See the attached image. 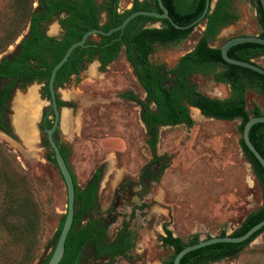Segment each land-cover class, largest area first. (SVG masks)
Returning a JSON list of instances; mask_svg holds the SVG:
<instances>
[{"label": "rangeland", "instance_id": "rangeland-1", "mask_svg": "<svg viewBox=\"0 0 264 264\" xmlns=\"http://www.w3.org/2000/svg\"><path fill=\"white\" fill-rule=\"evenodd\" d=\"M212 1L214 4L215 0ZM9 3L10 0H0V28L11 21ZM131 3L132 0H119L118 10L130 8ZM232 6L239 15L238 20L225 27L210 45L219 47L228 38L260 32L257 11L250 0H233ZM148 26L158 27L160 23L153 22ZM203 27L200 22L185 39L170 45L154 44V59L172 66L178 56L194 46ZM52 31L59 32L56 20L46 26L47 33ZM18 38L8 45L6 52L13 50ZM252 61L264 67V55ZM195 80L199 88L204 87L211 95L226 97L229 94L227 85L209 83V75ZM135 89L138 90L134 75L121 51L104 71L98 70L97 62L88 63L79 83L72 82L59 90L62 98L77 104L76 110L63 109L60 135L68 142L67 162L78 186L82 187L97 167H103L96 207L91 215L110 208L116 200L117 184L125 177L133 183L149 158L139 109L132 101L117 96L120 91L133 92ZM24 92L18 87L11 91L13 108L10 106L11 111L6 112L10 123L18 124L20 132L25 123L19 118L22 102L30 97V93L25 98L18 97V94L25 95ZM34 96L36 99V93ZM37 100L39 104L45 101L41 97ZM255 107L264 114V95L247 89L245 108L251 113ZM190 116L194 123L189 128L184 124L160 128L158 151L168 155V167L160 180L148 189L152 196L143 198L145 207L137 211L131 222L137 231L134 247L137 257L132 262L120 258L113 264H162L168 260L172 249L161 243L163 222H168L173 235L183 240L193 234L198 235V240L220 235L222 230L230 235L251 211L261 205L259 183L239 143V119L209 118L195 108L190 109ZM32 123L27 131L31 135L22 132L17 135L19 140L0 132V204L4 205L12 198L19 200L20 207L24 205L30 212V218L23 212L6 217L8 230L0 233V264H37L44 259L51 251L55 232L66 212L64 182L54 164L47 159L42 134L36 130L34 121ZM113 141L121 142V146L113 145ZM128 198L126 192L118 195L119 201L116 200L118 203L112 208L111 216L115 221L110 234L120 218L119 212L126 208L124 204ZM33 216L36 226L30 231L28 225ZM83 258L82 264H92L88 248ZM98 264L110 263L100 261ZM214 264H264V231L236 256Z\"/></svg>", "mask_w": 264, "mask_h": 264}, {"label": "trees", "instance_id": "trees-1", "mask_svg": "<svg viewBox=\"0 0 264 264\" xmlns=\"http://www.w3.org/2000/svg\"><path fill=\"white\" fill-rule=\"evenodd\" d=\"M36 1V6H33L34 0H10L11 21L0 28V53L4 52L8 45L20 35L23 36L14 52L3 57L0 61V128L10 135L12 134L2 114L6 109L5 102L9 98L10 91L18 80L22 79L23 84L26 83V80L28 82L33 80L44 81V88L48 95L47 82L52 66L60 60L67 47L79 40L84 32L94 28L106 31L118 25L129 13L135 10L160 11L157 0H132L131 8L122 12H118L116 9L119 0H101L99 2L97 0ZM162 1L167 7L171 19L179 25H188L196 20L201 15L206 2V0ZM250 1L256 8L257 19L261 27L257 36L264 37V13L259 0ZM232 5L233 0H215L213 7L208 10L202 20L183 29L176 28L165 18L137 15L122 30L114 31L109 35L97 34L95 39L88 36L85 41L86 45L77 46L57 70L54 87L67 82L70 79V73L78 74L85 67V63L91 61L95 56L100 61V69H105L106 65L114 60L119 51L123 49L126 60L132 63L136 69L142 85L149 93L148 98L154 101L157 108L156 111H144L142 117L147 125L145 142L153 155L152 160L144 166L143 171L145 174L151 173L154 179H158L167 167L169 157L166 154L161 157L157 156V125L160 123L193 125L187 107L181 103L182 96L204 115L222 120L239 119L240 133L244 123L251 115L263 114L258 107H255L251 113L246 110L245 92L247 89H253L264 95V75L225 62L220 56V47L210 45V42L216 39L220 29L238 20L239 15ZM103 11L107 13V16L101 20L100 13ZM59 12H63V16L59 18L62 32L58 36L45 35V25L50 22L52 15ZM156 21L160 22L159 27L146 25ZM200 22H203L204 28L193 49L181 56L177 66L170 70L176 75V78L174 79L175 84L168 90L162 85L163 78L158 76L160 71L151 69L148 54L153 50V45L156 42L172 44L185 39ZM227 54L232 58L252 61L253 58L264 55V44L238 43L229 47ZM182 71L184 75L193 71L204 74L212 72L216 81L228 83L231 91L224 99L204 96L195 92L194 87L188 84V80L181 77ZM128 97L135 98L132 95ZM57 102L58 104L61 103L59 100ZM142 106L146 108L147 104L142 103ZM249 138L264 158L263 122L255 123L250 127ZM239 143L259 183L262 203L245 217L238 228L230 233L232 236L243 234L252 225L264 218V169L244 145L241 137ZM60 150L64 158L67 159V150ZM47 159L55 164L52 151L48 152ZM100 173L101 168L98 167L83 187L77 185L75 176L72 174L75 211L64 242V252L58 264H78L86 244L94 248L97 257L103 256L106 252H111V254L123 253L126 248L132 246L131 237L124 231L119 233L111 244L103 245L106 226H104V221L97 216L81 223L96 204V190ZM20 205L19 200H12V198L6 200L4 205L0 204V233H5L8 230L6 217L9 214L19 215L23 212L25 217L30 218L29 209L24 205L20 207ZM64 218L65 213L62 215L55 232L52 249ZM28 226H30V231L32 227L35 228L34 216ZM162 227L165 235L161 237V241L164 245L172 248L171 255L164 264H172L177 252L184 246L198 241L197 234L183 240L181 237L172 234V231L167 228V223H163ZM262 231H264V226L241 242H216L191 250L181 257L179 264L216 263L236 256L245 245ZM28 232L29 229L27 228ZM18 234H21L20 231ZM219 234L224 236V230ZM51 253L52 250L38 264H47Z\"/></svg>", "mask_w": 264, "mask_h": 264}, {"label": "flooded vegetation", "instance_id": "flooded-vegetation-1", "mask_svg": "<svg viewBox=\"0 0 264 264\" xmlns=\"http://www.w3.org/2000/svg\"><path fill=\"white\" fill-rule=\"evenodd\" d=\"M99 2V1H98ZM119 2V1H118ZM36 4H37V1H36ZM33 5V6H36ZM131 6H132V3H131ZM131 8V7H130ZM117 11L118 12H122V11H119L118 10V3H117V7H116ZM129 9V8H128ZM63 16V12H59L55 15H52L51 16V21L53 20H56L57 22V25H58V28H59V32L58 33H55L53 31H55V29L53 28V31L52 33H47L46 32V26L48 24L45 25V30H44V33L45 35L47 36H58L61 32H62V28L59 24V18H61ZM103 16V19L106 18L107 16V13L105 11L101 12L100 13V18ZM101 19V20H103ZM158 22V21H156ZM153 23V22H152ZM160 23V22H159ZM148 24L150 23H147L146 25L148 26ZM233 24V23H231ZM230 25V24H229ZM228 26V25H227ZM225 26V27H227ZM150 27H155V26H150ZM159 27V26H158ZM223 27L222 29H220V31L218 32L217 36L221 33V31L225 28ZM204 28V27H203ZM85 33V32H84ZM96 35L97 34H93V35H89V36H92L93 39L96 38ZM87 39V38H86ZM227 40V39H226ZM86 41V40H85ZM196 43V42H195ZM154 44H159V45H170V44H162V43H159V42H156ZM86 44L84 43L83 46H85ZM195 45V44H194ZM212 46V45H211ZM194 47V46H193ZM193 47L187 51V52H184L183 54H181L180 56H178V58L176 59L175 63L172 65V66H169L167 65L166 63L164 62H160L158 59H154L153 55H152V52L153 50L148 54V61L150 63V67L151 69L153 70H156V71H160L158 73V76L159 78H163V83L162 85L164 87H166L168 90L175 84L174 82V79L176 78V75L173 74L172 72H170V70L174 67L177 66V63L180 59L181 56L185 55L186 53L190 52ZM215 47V46H213ZM220 47V46H219ZM75 49V48H74ZM121 51H123V49H121L119 51V54L121 53ZM118 54V56H119ZM124 54V52H123ZM117 56V57H118ZM116 57V58H117ZM125 57V56H124ZM115 58V59H116ZM114 59V60H115ZM126 59V58H125ZM112 60V61H114ZM97 62L98 63V70L99 71H104L107 66L112 62L110 61L105 69L101 70L100 69V61L98 59L97 56H95L91 61H87L85 63V67L78 73H70V76H69V80L66 82H63V85L61 86H58V87H54V81H53V89H54V93H55V102H56V109L58 111V121H57V125L52 133V137L53 139L55 140L56 144L58 145L59 149H64V150H67L68 152V142L66 140H64L63 138H61V120H62V112L64 111L63 109L66 108V110H76L77 109V104L73 101H69V100H65L64 98L61 97L60 95V92L59 90L60 89H63L65 88L67 85L71 84L72 82H80V79H81V74L83 73V71L86 69V66L88 63H91V62ZM127 61V60H126ZM129 63V66L131 68V72L132 74L134 75V78H135V81H136V85H137V88L138 90H134L133 92L132 91H120L117 96L120 98V99H126V100H130L132 101L133 103H135L136 107L139 109V118H140V121L142 122L143 126H144V129H145V136H146V131H147V125L145 123V121L143 120V112L148 110V111H156V105L154 103V101L152 99H149L148 96H149V93L148 91L144 88V86L142 85L139 77H138V74L136 72V69L133 67L132 63H130L129 61H127ZM57 63V62H56ZM55 63V64H56ZM54 66V65H53ZM52 66V67H53ZM60 68V67H59ZM58 68V69H59ZM52 69V68H51ZM139 70H141V68H139ZM51 72V70H50ZM57 72V71H56ZM56 75V74H55ZM207 76L209 75V83H219V84H222V85H227L228 88H229V93H230V86L228 83H224V82H221V81H216L215 79V76H214V73L210 72V73H207V74H204V73H200V72H195L193 71L192 73L190 74H186L184 75L183 74V71L181 73V77L182 78H186L188 80V84L192 87H194V91L195 92H199L201 93L202 95L204 96H207L209 98H220V99H224L226 97H220L218 95H211L207 92V90L204 88V87H201L199 88V86L197 85L196 83V78H200L202 76ZM50 76V74H49ZM55 79V77H54ZM48 80H49V77H48ZM34 84V85H33ZM30 86H33L30 90L28 89ZM15 87H18L21 91H24V94L25 95H21V94H18V97H21V96H27V93H31L33 91V93H36L37 97H41L42 99H44L45 101L42 103V104H39L38 100H37V97H36V101L38 102V106H39V110H38V119L35 118V128L36 130H38V132H40L42 134V145L44 146V148L47 150V153L52 151L51 147H50V144L48 142V139H47V133H46V130L51 128L53 123H54V119H55V113H54V109H53V106H52V102H51V98H50V91H49V86H48V82H47V87H48V95L45 91V82L44 81H37V80H33V81H30L28 82V80H26V83L23 84V80H18L15 85L12 87L11 91L15 88ZM38 90H37V89ZM37 90V91H36ZM11 91H10V95H9V98L6 100L5 102V106H6V109L4 111V114L3 115V119L4 121L7 123V126L9 127L10 129V134L6 133L5 131H3L1 128L0 130L3 131L7 136L11 137L12 139L14 140H19L18 139V136L14 133V130H13V127H12V124L10 123V117L9 115L6 116V112L8 113L9 112V107L12 106L13 108V101L14 99L11 98V101H10V97H11ZM139 91V92H138ZM139 93V94H138ZM124 94H127V95H124ZM134 96L135 98H132V97H128V96ZM15 98V97H14ZM57 100H59L61 103L58 104ZM16 103V102H15ZM142 103H146L147 104V107L146 108H143L142 106ZM181 103L182 105L186 106L188 111H189V115H190V109H193V108H196L199 113L203 116H206V117H209V118H213V117H210V116H207V115H204L201 113V111L191 105L189 102L186 101V98L184 96H182V100H181ZM16 105V104H15ZM11 111V110H10ZM22 112H24L23 108H22ZM25 113V112H24ZM191 117V116H190ZM192 119V118H191ZM193 120V119H192ZM48 123H50V125H48ZM194 123V121H193ZM176 124H184V123H172V124H166V123H160L157 125V133H158V139H159V130L162 126H165V125H176ZM185 125V124H184ZM187 126V125H185ZM192 126V125H191ZM191 126H187L188 128L191 127ZM145 141H146V137H145ZM145 146L147 147V150L149 152V158L147 160V162L145 164L142 165V167L139 169V171L137 172L136 174V180L131 183L130 180H128L126 177L117 184V192H116V195H115V199L118 200V195L121 193V192H126V194H128V200L127 202H125V206L126 208L124 209V211L122 212H119V215H120V218H118L117 220V224L115 225V227L113 228V232L110 234L109 232L111 231V228L114 226L113 222L115 221L114 218H112V212H113V207L115 206L116 203H118V201H113V204L110 206V208L108 207L106 210H104L103 212H98L97 214H93L91 215L92 211L95 209L96 207V204L93 206V209L92 211H90L89 213H87V215L84 217L83 221L81 223H84L86 222L87 220H89V218L93 217V216H97L98 218H101V220L104 221V226H106V229H105V232H104V239L102 241V244L103 245H106V244H111L114 239L116 238V236L121 233V232H127L129 234V236L131 237V241H132V246H129L128 248H126L124 250L123 253H120V252H116V253H113L111 254V252H106L103 254V256L101 257H97L96 256V252L94 250V248L89 245V244H86L83 248V251H82V258L79 260L78 264H82V261H83V253L84 251L86 250V248L89 249V253H90V262H92V264H98L100 261H104V262H107V263H110V264H113L115 262H117L120 258H125V259H129L131 262L134 261L136 259L137 256L134 255V247H135V243H136V230L135 228L132 226L131 222L133 219H135L136 215L138 214L137 211H142L141 208L145 207L144 204V199H148L152 196L151 193H148V189L156 184V182H158L160 180V177L162 176V174L160 175V177L158 179H154L152 177V174L151 173H144L143 171V168L144 166L149 163L152 158H153V155H152V151L151 149L147 146L146 142H145ZM156 153H157V156H163L164 154L166 153H160L158 151V141H157V144H156ZM61 151V150H60ZM53 152V151H52ZM167 155V154H166ZM67 160V159H66ZM169 161V160H168ZM100 167V166H99ZM168 167V165H167ZM166 167V168H167ZM98 168V167H97ZM96 168V169H97ZM101 168V173H100V178L98 180V184H97V190H96V202H97V194H98V187H99V183H100V180H101V174H102V168L103 167H100ZM95 169V170H96ZM94 170V171H95ZM165 170V169H164ZM93 171V173H94ZM92 173V174H93ZM163 173V172H162ZM73 174V173H72ZM92 176V175H91ZM90 179V178H89ZM86 184V183H85ZM84 184V185H85ZM78 185V184H77ZM83 185V186H84ZM82 186V187H83ZM130 199V200H129ZM163 223H168V222H163ZM163 223L161 224V227L163 225ZM167 228H168V224H167ZM163 229V227H162ZM169 229V228H168ZM164 232V230H163ZM173 234V233H172ZM165 235V233L161 236L163 237ZM175 236V235H174ZM162 243V241H161ZM163 244V243H162ZM53 245V243H52ZM164 245V244H163ZM166 246V245H165ZM169 247V246H167ZM54 248V247H53ZM171 248V247H169ZM116 249V248H114ZM172 249V248H171ZM51 250H53L51 248ZM50 253V252H49ZM48 253V254H49ZM48 256V255H47ZM46 256V257H47ZM45 257V258H46ZM44 258V259H45ZM44 259H42L40 262H42ZM38 262V263H40ZM37 263V264H38ZM164 264V263H162Z\"/></svg>", "mask_w": 264, "mask_h": 264}, {"label": "water", "instance_id": "water-1", "mask_svg": "<svg viewBox=\"0 0 264 264\" xmlns=\"http://www.w3.org/2000/svg\"><path fill=\"white\" fill-rule=\"evenodd\" d=\"M157 3H158V6L160 8V11H156V10H135V11H132L131 13H129L118 25H116V26H114V27H112L106 31L102 30L100 28H94V29L87 30L81 36V38L79 40L71 43L67 47L63 56L60 58V60L56 64H54V66L51 69L49 80H48V86H49L52 106H53L54 113H55V119H54V123H53L52 127L47 129L46 133H47L48 142H49L50 147L53 151V155H54V159H55L54 166L57 169L58 173L60 174V176L64 182V185H65L66 196H67V207H66L65 218H64L62 227H61L59 234L56 238L54 248L52 250L51 256H50L47 264H58V262L60 261L62 255H63V252H64V242H65V239H66L67 234L69 232V229L71 227L73 215H74V211H75V209H74V186H73V179H72V171H71V168H70L67 160L62 155L58 145L56 144L55 140L52 137V133H53V131L57 125V121H58V111L56 109L55 93H54V89H53V81H54L56 71L67 60L68 56L74 50V48H76L77 46H83L84 45L85 40L89 35H93V34L109 35L114 31L122 30L125 27V25L137 15H146V16H152V17L161 18V19L165 18V19L169 20V22L172 23L176 28L183 29V28H187L189 26H192L193 24H196L198 21L202 20L204 18L205 14L208 12V10L210 8H212L214 5L212 0H206L204 9H203L201 15L196 20H194L192 23H190L188 25H179L171 19L170 15L168 13V9L163 4V1L157 0ZM259 3H260L262 11L264 13V0H259ZM22 37L23 36H20L18 38V40L15 42L13 50L11 52L5 51V52L0 53V61L3 57L9 56L14 52V50L18 46ZM243 42H254V43L264 44V37H260L257 35H240V36H234V37L228 38L220 46V56H221L222 60H224L225 62L230 63V64H234V65H238V66H242V67L251 69L253 71H256L257 73L264 75V67L260 66L259 64L255 63L253 61H245V60H241V59L232 58L227 54V50L229 47H231L235 44H238V43H243ZM19 116H20L21 120H25L27 118V115L24 112H22V110H21V115L19 114ZM258 122L264 123V114L258 115V116L251 115L248 118V120L244 123V125L242 127L241 138H242L244 145L253 154V156L257 159V161L260 163V165L264 169V158L259 153V151L255 148V146L252 144V142L249 138L250 127L253 124L258 123ZM21 124H22V122H21ZM12 127H13L14 133L16 135H18V136L20 134L22 135V132H20V130L17 128V126H15V124L14 125L12 124ZM0 132H1V130H0ZM262 226H264V218L261 219L260 221H258L257 223H255L254 225H252L243 234L238 235V236H232L229 234H225L224 236L215 235V236H210L207 238L199 239L196 243L188 244V245L184 246L179 252H177V254L173 258L172 264H179V261L184 254H186L187 252H189L191 250L203 247V246L208 245V244H212V243H216V242H235L236 243V242L244 241L249 236H251L255 231L259 230ZM199 264H214V263L202 262Z\"/></svg>", "mask_w": 264, "mask_h": 264}, {"label": "bare ground", "instance_id": "bare-ground-1", "mask_svg": "<svg viewBox=\"0 0 264 264\" xmlns=\"http://www.w3.org/2000/svg\"><path fill=\"white\" fill-rule=\"evenodd\" d=\"M29 96H30V97H28L29 99L28 98L25 99L26 102L25 101L22 102V106H23L24 111H25V113L27 115V118L24 120L25 121L24 125L21 126V132H23V133H25L27 135L30 134L27 131H29L31 129V127L33 126L31 124H33L32 122L35 121V116H37V114L35 113L37 111V105H36V99H35L33 91L30 93ZM28 120H29L30 123L26 124V122ZM17 126H18V124H17Z\"/></svg>", "mask_w": 264, "mask_h": 264}, {"label": "crops", "instance_id": "crops-1", "mask_svg": "<svg viewBox=\"0 0 264 264\" xmlns=\"http://www.w3.org/2000/svg\"><path fill=\"white\" fill-rule=\"evenodd\" d=\"M194 112H196L197 113V111L196 110H194ZM195 113V114H196ZM121 143V142H120ZM120 143H117L116 141H113V145H115V146H117L116 144H118V145H120L121 146V144Z\"/></svg>", "mask_w": 264, "mask_h": 264}]
</instances>
